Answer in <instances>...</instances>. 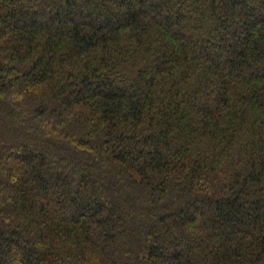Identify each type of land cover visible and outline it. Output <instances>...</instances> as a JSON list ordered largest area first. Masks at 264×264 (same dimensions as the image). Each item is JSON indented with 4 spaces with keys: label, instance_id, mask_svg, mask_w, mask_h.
<instances>
[{
    "label": "trees",
    "instance_id": "trees-1",
    "mask_svg": "<svg viewBox=\"0 0 264 264\" xmlns=\"http://www.w3.org/2000/svg\"><path fill=\"white\" fill-rule=\"evenodd\" d=\"M0 264H264V0H0Z\"/></svg>",
    "mask_w": 264,
    "mask_h": 264
},
{
    "label": "rangeland",
    "instance_id": "rangeland-1",
    "mask_svg": "<svg viewBox=\"0 0 264 264\" xmlns=\"http://www.w3.org/2000/svg\"><path fill=\"white\" fill-rule=\"evenodd\" d=\"M168 10L166 11V13H169V15L173 16V15H176L174 14L175 10H171V6L170 8H167Z\"/></svg>",
    "mask_w": 264,
    "mask_h": 264
}]
</instances>
